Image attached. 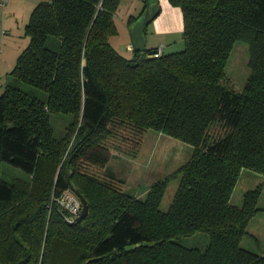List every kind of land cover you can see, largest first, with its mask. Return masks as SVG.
Returning <instances> with one entry per match:
<instances>
[{"label":"trees","instance_id":"trees-1","mask_svg":"<svg viewBox=\"0 0 264 264\" xmlns=\"http://www.w3.org/2000/svg\"><path fill=\"white\" fill-rule=\"evenodd\" d=\"M141 1L129 27L159 0ZM167 1L181 10L183 48L131 58L109 41L122 0L34 6L0 93V264H264V250L241 245L264 210L261 186L231 202L244 170L264 175V0ZM237 41L250 51L241 88L225 68ZM57 114L72 117L60 137ZM149 129L191 146L165 210L167 179L137 198L106 169ZM2 164L26 176L6 181ZM69 189L88 204L71 223L55 201ZM197 232L203 249L180 243Z\"/></svg>","mask_w":264,"mask_h":264},{"label":"rangeland","instance_id":"rangeland-1","mask_svg":"<svg viewBox=\"0 0 264 264\" xmlns=\"http://www.w3.org/2000/svg\"><path fill=\"white\" fill-rule=\"evenodd\" d=\"M131 4H133L131 0H122L118 15L115 18L117 26L123 25L128 21L129 14L133 12L132 10L135 6ZM173 40L170 43H164L165 52L177 51L183 48L180 36H176ZM109 41L123 56L131 58L132 53L126 48V44L122 41L120 34L112 35ZM154 42L157 43V40ZM148 45V49L153 46L150 43ZM249 56L248 44L245 41H237L226 63L225 68L228 75L240 88L244 85L249 75ZM1 92L2 90H0ZM71 119L72 117L69 114H57L51 117L50 122L56 137H60L65 132ZM190 152L191 146L188 144L149 129L145 133L143 142L135 156L114 154L109 159L106 169L109 172H113L117 178L123 180L126 193L137 198L144 197L152 184L167 179V186L161 201V209L165 210L171 201L179 180L178 176L173 177L171 175L187 160ZM16 176L25 177L26 174L17 168L2 164V177L6 181H10ZM257 185L262 188L258 206L264 207V175L250 170H244L241 173L231 194V202L235 205H241L244 192L255 188ZM69 191L74 194L73 190L69 189ZM179 241L186 247L203 249L208 242V236L205 233L197 232L188 237H181ZM241 245L256 253L264 250V210L259 211L251 218L247 227V234L243 236Z\"/></svg>","mask_w":264,"mask_h":264},{"label":"crops","instance_id":"crops-1","mask_svg":"<svg viewBox=\"0 0 264 264\" xmlns=\"http://www.w3.org/2000/svg\"><path fill=\"white\" fill-rule=\"evenodd\" d=\"M37 2L38 0H8L4 5L0 4V90L3 89L6 75L14 65L17 55L28 43L25 25ZM131 3L135 6L129 15H135L141 8L142 1L131 0ZM158 4L159 13L146 29V48L149 47V43L153 45L151 48H154L174 41L173 38L176 36L181 37L183 28L181 10L172 6L167 0H159ZM116 28L118 35L120 34L122 41L126 44V48L132 53V39L128 22L116 25ZM156 40L157 43L154 42Z\"/></svg>","mask_w":264,"mask_h":264},{"label":"water","instance_id":"water-1","mask_svg":"<svg viewBox=\"0 0 264 264\" xmlns=\"http://www.w3.org/2000/svg\"><path fill=\"white\" fill-rule=\"evenodd\" d=\"M159 13V4L157 2H149L141 15H139L130 26V34L132 39V48L136 51H144L146 48V28L149 23L157 16ZM149 54L155 53V50L148 52ZM74 194L79 198L81 202V211L76 217L77 221H80L87 215L88 204L86 199L77 189H73ZM138 245L126 246L125 250L135 248Z\"/></svg>","mask_w":264,"mask_h":264},{"label":"built area","instance_id":"built-area-1","mask_svg":"<svg viewBox=\"0 0 264 264\" xmlns=\"http://www.w3.org/2000/svg\"><path fill=\"white\" fill-rule=\"evenodd\" d=\"M8 0H0V4L4 5ZM161 51V45L155 51L154 55H158ZM59 207L64 211V218L67 222H73L81 211V202L75 194L69 190L63 191L55 198Z\"/></svg>","mask_w":264,"mask_h":264}]
</instances>
